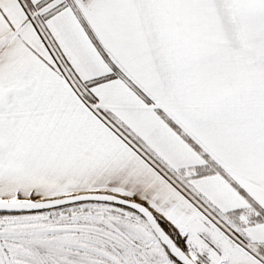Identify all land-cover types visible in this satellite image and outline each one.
<instances>
[{
	"label": "snow or ice",
	"instance_id": "1",
	"mask_svg": "<svg viewBox=\"0 0 264 264\" xmlns=\"http://www.w3.org/2000/svg\"><path fill=\"white\" fill-rule=\"evenodd\" d=\"M0 264H264V0H0Z\"/></svg>",
	"mask_w": 264,
	"mask_h": 264
}]
</instances>
